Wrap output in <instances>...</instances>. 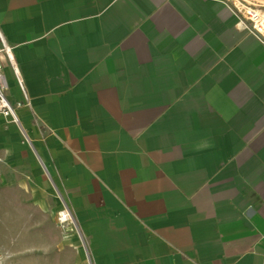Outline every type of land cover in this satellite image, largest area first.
<instances>
[{"label": "crops", "instance_id": "crops-1", "mask_svg": "<svg viewBox=\"0 0 264 264\" xmlns=\"http://www.w3.org/2000/svg\"><path fill=\"white\" fill-rule=\"evenodd\" d=\"M240 21L223 0H0L23 104L0 116V211L33 212L38 264L56 200L65 264H264V44Z\"/></svg>", "mask_w": 264, "mask_h": 264}, {"label": "rangeland", "instance_id": "rangeland-1", "mask_svg": "<svg viewBox=\"0 0 264 264\" xmlns=\"http://www.w3.org/2000/svg\"><path fill=\"white\" fill-rule=\"evenodd\" d=\"M231 7L245 10H256L264 15V0H223ZM50 207L49 204L42 207V252L41 264H65L62 245L64 243L63 230L56 226L55 217H50V210L56 207L60 211L61 203L56 200ZM12 208V207H11ZM9 209L8 213L0 211V264H38L35 261L37 253L34 245L38 242L35 236V221L33 212H19ZM55 210V209H54Z\"/></svg>", "mask_w": 264, "mask_h": 264}, {"label": "built area", "instance_id": "built-area-1", "mask_svg": "<svg viewBox=\"0 0 264 264\" xmlns=\"http://www.w3.org/2000/svg\"><path fill=\"white\" fill-rule=\"evenodd\" d=\"M235 11L240 15L241 22L248 25L249 31L264 44V15L256 10H245L243 13L235 8ZM7 83L5 80V68L0 64V116L7 119L10 123L19 127L20 123L16 111L23 107V104L16 103L12 105L5 96ZM1 163V162H0ZM57 224L62 230L67 227L75 228L74 220L69 210L65 207L57 214Z\"/></svg>", "mask_w": 264, "mask_h": 264}, {"label": "bare ground", "instance_id": "bare-ground-1", "mask_svg": "<svg viewBox=\"0 0 264 264\" xmlns=\"http://www.w3.org/2000/svg\"><path fill=\"white\" fill-rule=\"evenodd\" d=\"M1 252H3V250H1ZM3 264H7V262L5 261Z\"/></svg>", "mask_w": 264, "mask_h": 264}]
</instances>
